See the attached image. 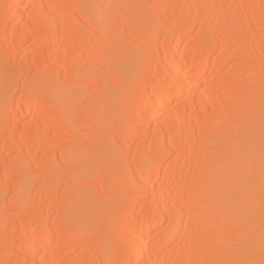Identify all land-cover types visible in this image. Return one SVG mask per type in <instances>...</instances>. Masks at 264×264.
Returning a JSON list of instances; mask_svg holds the SVG:
<instances>
[{
    "label": "bare ground",
    "instance_id": "bare-ground-1",
    "mask_svg": "<svg viewBox=\"0 0 264 264\" xmlns=\"http://www.w3.org/2000/svg\"><path fill=\"white\" fill-rule=\"evenodd\" d=\"M0 264H264V0H0Z\"/></svg>",
    "mask_w": 264,
    "mask_h": 264
}]
</instances>
